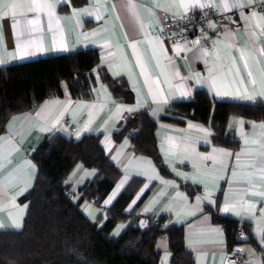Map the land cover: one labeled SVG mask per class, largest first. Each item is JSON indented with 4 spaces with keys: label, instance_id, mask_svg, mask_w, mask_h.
<instances>
[{
    "label": "crops",
    "instance_id": "obj_1",
    "mask_svg": "<svg viewBox=\"0 0 264 264\" xmlns=\"http://www.w3.org/2000/svg\"><path fill=\"white\" fill-rule=\"evenodd\" d=\"M209 1L217 17L208 21L212 38L208 46L199 38L171 46L158 33L162 12L184 14L196 8L185 11L181 4L197 0H36L52 7L38 14L19 9L20 23L15 28L11 17L0 19V66L90 47L99 56L85 96L73 97L63 86L61 95H50L12 114L0 126V229L17 230L23 225L28 204L21 196L32 186L37 171L31 150L55 132L76 138L92 132L99 133L119 174L100 203L79 200L77 191L95 169L77 161L67 174L71 200H79L78 207L90 222L102 215L100 224L106 207L130 185L133 192L125 212L134 210L136 216L148 219L163 216V228L181 225L183 246L192 264H224L230 246L211 211L239 220L249 232H244L240 242L243 262L228 264H264L263 116L229 114L223 136L233 145L214 141L209 121L161 119L173 101L190 100L199 88L217 100L264 103V97L248 101L217 95V91L245 89L255 95L264 90V25L259 11L253 0ZM14 2L30 4L33 0ZM37 15V30L26 31L27 20ZM241 49L251 77L243 69ZM25 50L29 55H22ZM100 67L113 79L125 81L131 100L111 91L100 78ZM236 67L241 69L239 76L229 73ZM241 78L243 83L238 82ZM140 112L156 121L155 158L137 152L128 135L114 136L128 115ZM225 206L231 211L225 213ZM129 219L117 221L109 235H119ZM154 245L159 252L157 264H170L167 235H157Z\"/></svg>",
    "mask_w": 264,
    "mask_h": 264
},
{
    "label": "trees",
    "instance_id": "obj_2",
    "mask_svg": "<svg viewBox=\"0 0 264 264\" xmlns=\"http://www.w3.org/2000/svg\"><path fill=\"white\" fill-rule=\"evenodd\" d=\"M98 61L97 50L90 47L0 66V126L12 114L27 110L50 95H61L63 86L73 97L85 96ZM99 71L101 80L113 93L132 99L124 80L113 79L101 67ZM231 113L264 116V103L217 100L199 88L192 99L173 101L161 119L176 123L187 118L209 121L215 132L214 141L233 145L232 140L223 136ZM126 119L114 132L115 138L128 135L137 152L154 157L156 121L145 112L128 115ZM99 136L90 132L76 138L55 132L31 150L37 171L32 186L21 196L22 200H27L26 214L20 229H0V264H157L159 252L154 242L161 233L168 238L170 264H192L183 246L181 225L170 224L163 228V216L149 218L145 228L135 225V211L124 210L133 192L130 185L106 207L105 219L100 224L102 215L90 222L79 209V200L83 198L100 203L119 174ZM77 161L95 169V173L78 186L80 198L72 201L66 177ZM211 213L213 220L222 225L228 246L244 240L235 238L237 224L249 233L239 220L219 212ZM128 218L119 235H109L117 221Z\"/></svg>",
    "mask_w": 264,
    "mask_h": 264
},
{
    "label": "built area",
    "instance_id": "obj_3",
    "mask_svg": "<svg viewBox=\"0 0 264 264\" xmlns=\"http://www.w3.org/2000/svg\"><path fill=\"white\" fill-rule=\"evenodd\" d=\"M201 3L208 6L190 9L177 16L162 12V23L158 33L169 45L172 46L183 41L191 43L194 38H199L205 46L210 45L212 38L208 32V21L210 18L217 17V12L209 0H202ZM252 5L259 11L264 25V0H253ZM125 116L126 114H124ZM243 234L242 227L237 224L235 238H242ZM241 250L243 249L240 242L232 244L223 256V263L243 262L244 251Z\"/></svg>",
    "mask_w": 264,
    "mask_h": 264
},
{
    "label": "snow or ice",
    "instance_id": "obj_4",
    "mask_svg": "<svg viewBox=\"0 0 264 264\" xmlns=\"http://www.w3.org/2000/svg\"><path fill=\"white\" fill-rule=\"evenodd\" d=\"M206 6H208V5L199 3L198 0L196 3H192L190 5L181 4V7H183L185 9V11H187L189 7H191V8H203ZM240 6H242V5H240V4H233L232 5V7H240ZM51 7H52L51 4L38 3V2H36V0H33V2L30 4H21V3L14 2V0H0V19L11 17V19L13 21L12 26L15 28L20 23V20L18 18V10L19 9L26 8L29 12L38 14L43 9H50ZM224 7H227V5H224ZM20 15L22 16L23 13H20ZM253 15H255V14H253ZM49 17H50L49 23L51 24L52 17H51L50 12H49ZM97 19H99V17H97ZM38 25H39V18L37 15V17L35 19L27 20L25 30L28 32L36 31ZM197 43H199V41H197ZM240 52H241L240 59H241L242 64H243V69L247 73V76L251 77L252 73L249 70L248 61L246 59V53L243 49H241ZM22 55L27 56V55H29V53H28V51L25 50L22 52ZM240 71H241V69L239 67H236L234 69H229V73H232L236 76H239ZM227 74L228 73H225V75H227ZM238 82L243 83V79L241 78ZM252 83L254 84L255 81H252ZM217 95H225V96L235 95L241 99L253 101V100L257 99L258 97H264V90L260 91L259 93L255 94V95L252 94L251 92H249L247 89H245L244 92L237 90L234 93L228 92V91H217ZM127 111H132V109H127ZM222 155H229V154L228 153H222ZM223 211L225 213H228L231 211V209L229 207L225 206L223 208ZM14 226L18 227L19 225L14 224ZM241 251H244V250H241Z\"/></svg>",
    "mask_w": 264,
    "mask_h": 264
},
{
    "label": "water",
    "instance_id": "obj_5",
    "mask_svg": "<svg viewBox=\"0 0 264 264\" xmlns=\"http://www.w3.org/2000/svg\"><path fill=\"white\" fill-rule=\"evenodd\" d=\"M148 217L147 216H137L136 218V226L139 228H145L148 224Z\"/></svg>",
    "mask_w": 264,
    "mask_h": 264
}]
</instances>
